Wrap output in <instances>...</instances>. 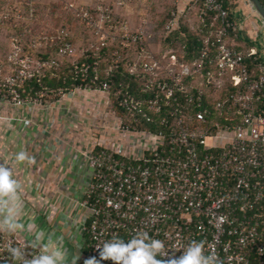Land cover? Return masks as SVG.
<instances>
[{"label": "built area", "instance_id": "obj_1", "mask_svg": "<svg viewBox=\"0 0 264 264\" xmlns=\"http://www.w3.org/2000/svg\"><path fill=\"white\" fill-rule=\"evenodd\" d=\"M25 1L29 5L38 0ZM260 1L264 6V0ZM203 3L207 13L221 22L215 51L203 49L192 67L180 63L173 51L163 56V60L169 58L167 65L133 61L129 73L142 75L148 98L124 95L120 106L133 124H125L110 111L117 123L105 128L108 132H103L98 144L93 142L82 153L87 183L79 204L85 215L78 229V264L92 257L100 260L103 244L113 237L127 243L137 232L163 242L157 259H179L196 241L203 242L204 254L215 255L219 264H264V65L258 67L256 78L244 65L246 58L257 54L264 59V53L253 48L245 54L228 46L226 39L231 33L237 37L241 29L230 20L223 0ZM97 11L98 25L89 10L81 15L104 37L99 51L117 41L124 49L142 42L144 31L115 33L121 25L102 14L109 9L97 6ZM105 21L112 34L106 32ZM176 25L177 20L171 21L166 30ZM66 35L63 29L60 40ZM54 38L39 35L32 40V48H52ZM11 46L9 73L3 76L0 66V106L33 109L79 90L101 93L105 105H110L111 83L98 74L90 84H72L70 90L45 87L42 80L47 70H57L59 63L33 62L24 56L21 45L12 40ZM73 53L67 43L58 55L66 58ZM114 56L117 66L122 53L116 51ZM91 68L77 65L75 74L86 83ZM227 84L235 89L229 95ZM213 115L219 121H209ZM138 117L146 129L138 128ZM11 249H19L26 259L42 253L33 241L9 235L0 226V263L22 264ZM100 264L115 262L108 259Z\"/></svg>", "mask_w": 264, "mask_h": 264}, {"label": "crops", "instance_id": "obj_2", "mask_svg": "<svg viewBox=\"0 0 264 264\" xmlns=\"http://www.w3.org/2000/svg\"><path fill=\"white\" fill-rule=\"evenodd\" d=\"M133 1L138 4V0ZM150 1L147 4H152ZM229 1L232 21L241 29L239 38H233L231 44L237 48L250 44L264 53V28L247 0ZM196 3L182 0L180 11L194 9ZM145 25L148 22L143 21L137 30L144 31ZM81 95V99L65 96L33 109L0 107V164L7 161L13 167L23 202L18 222L24 225V230H7V233L33 242L37 233H43L38 247L43 251L50 244L60 246L66 253L64 264H72L73 260L78 264L77 245L81 238L78 229L85 215L79 204L87 183L82 153L91 144H98L100 136L104 137L103 132H108L105 123L109 128L117 123L116 115L105 118V99L101 93L85 91ZM100 97L103 98L100 100ZM91 101H96L98 114L103 116L102 126L95 135L97 141L90 139L93 132H74L75 126L84 124L80 122L86 121L84 126L89 124L81 109L88 113L93 105ZM109 132L112 131L109 129ZM22 150L34 157L36 163H16L15 155ZM2 219L3 213H0Z\"/></svg>", "mask_w": 264, "mask_h": 264}, {"label": "trees", "instance_id": "obj_3", "mask_svg": "<svg viewBox=\"0 0 264 264\" xmlns=\"http://www.w3.org/2000/svg\"><path fill=\"white\" fill-rule=\"evenodd\" d=\"M95 1L96 4L92 10H89L93 14L92 16L95 20H99L98 14L100 13L97 11V6H102L109 9L107 12H102L104 18L109 16L111 18L112 24H122L119 20L120 12L126 7V3H128L129 0ZM154 1L157 2L158 0ZM154 1L152 0V7H155ZM162 1L166 4H164L165 8L162 15L157 17L160 22H157L156 25L152 23L151 28H148V26L145 27L146 30L150 31L147 32L148 34H144L141 43L139 42L133 44L129 49H124L121 45V42L117 41L115 44H109L107 47L98 51V55H94V50L88 51L82 58H80V60H78L76 64L71 62L70 58H62L58 55L59 50L62 49L65 44L68 43L73 46L77 36L76 30L73 29L71 22L72 18H69V20L65 19L70 15L69 12L64 11V16L62 17L58 16L55 12V9L59 4L58 0H38L31 2L29 5L19 1L18 3L21 4V13L26 16L25 20H21L22 24L19 22V24L14 25L15 21H17V13L12 11V14L10 15L12 20H0V29L3 30V32H7L9 35L12 34V36H15V38L12 40L23 47L24 56L30 57L33 62L54 60L59 63L57 70H47V76L42 80V84L45 87L54 88L57 90L60 88L70 90L72 89V84L77 87L80 85L84 86L85 84H90L91 77H93L95 74H98L101 80L109 81L111 83L112 92L110 99L112 102L111 108L117 113L119 117L124 119L125 124L132 125L133 118H131L129 113L121 108V100L126 94L143 101L148 98L147 94L144 93L145 81L142 75L137 77L129 73V65L133 61L138 60L140 56L142 62H147L149 64L162 63L167 65L169 58L167 57L166 60H163V56L166 54V52L173 51L180 63L192 67L194 62L200 57L203 49H210L212 53L217 47L216 36L221 30V22L219 20H214L213 14L207 13L203 0H195L197 2L195 5L196 7L194 9H190L189 7L184 10V12L180 11L179 8L182 0ZM223 1L225 4V9L230 12V20H232L231 7L229 5L230 1ZM121 2H123V4H121ZM64 5L66 4L64 3ZM174 20H177V25L170 32L167 31L166 26ZM104 25L105 28H107V21L104 22ZM141 25L142 23L140 26ZM62 28H66L68 31L65 40H60V31ZM27 29L31 30V35ZM39 35L47 37L54 36L55 43L53 47L48 49H33L32 40L37 38ZM233 38H235V34L231 33V36L226 39V44L228 46H233L231 44ZM237 38H239V34L237 35ZM147 42L154 43L153 45L156 46L153 47L151 51L144 52L140 55L141 47L144 46L146 48L148 46ZM233 47L244 52L245 54L254 48V46H251L250 44L246 48H237L236 46ZM1 50L2 49H0V66L4 68L3 76H5L9 73L7 68L8 50H6V48L5 50L3 49L2 52L4 54H2V56ZM116 51H120L123 57L122 61L117 66H115L113 63V59H116L114 56ZM134 54L137 57H132ZM84 64L91 65L92 67L89 70V76L86 83L83 82L81 76L77 77L75 74L76 66H82ZM244 65L248 68L250 74L256 78L260 75L258 67L260 65H264V59L260 54H257L254 57L246 58ZM207 69H209V67ZM226 90L228 91L229 95L230 93L234 92L235 89L232 88L230 84H227ZM119 91H121V94H118ZM225 94H227L226 91L220 96L224 98ZM57 99L59 98H56V100ZM211 111L212 114H214L213 109H211ZM138 119L140 121L138 128L140 130L146 129L148 126L145 124V122L141 121L140 117H138ZM211 120L219 121V118L217 116L214 117L213 115L211 118H209V121Z\"/></svg>", "mask_w": 264, "mask_h": 264}, {"label": "clouds", "instance_id": "obj_4", "mask_svg": "<svg viewBox=\"0 0 264 264\" xmlns=\"http://www.w3.org/2000/svg\"><path fill=\"white\" fill-rule=\"evenodd\" d=\"M25 161L29 164L36 163L35 158L28 156L25 151L16 153V163ZM21 190L19 181L14 178L13 167H9L7 161L0 164V213H3L0 226L11 232L24 230V225L18 222L23 208ZM31 227L28 226L29 231ZM42 236L43 233L36 234L33 246L39 245ZM163 248L162 241L150 238L147 232H137L127 243L119 237L106 241L100 250V260L92 257L87 259L85 264H100V261L108 259L115 264H219L215 255L204 254L203 242L193 241L179 259H157ZM97 249L99 250L100 246ZM11 252L13 258L21 260L22 264H64L66 259L65 251L60 246L51 244L44 246L42 253L32 259H26L19 249H11ZM72 264H76V261L73 260Z\"/></svg>", "mask_w": 264, "mask_h": 264}, {"label": "rangeland", "instance_id": "obj_5", "mask_svg": "<svg viewBox=\"0 0 264 264\" xmlns=\"http://www.w3.org/2000/svg\"><path fill=\"white\" fill-rule=\"evenodd\" d=\"M19 1L26 3L25 0H0V20L1 21H3V19H6L7 21H11L12 19H11L10 15L12 14L11 12L13 11V12L17 13V21H15L14 25L19 24V22H20V24H22L21 20H25L26 16L21 13V7H20L21 4L18 3ZM148 2H151V1L150 0H141V1L138 0V4H136L134 1L131 2V0H129V2L126 3V7L121 10L120 16H119V18H120L119 20L122 23L119 25H121L120 28L122 30L119 29V31H116L115 33L119 32V33L124 34L127 31L130 34H136L137 31H139V30H137L139 25L143 21L144 22L146 21V22H148V25L144 26V34L145 35L148 34L147 32H149L150 30H146L145 27L148 26V28L149 27L151 28L152 23H154V25H156L157 22H160L157 17L162 15V13L164 12V8H165L164 4H166L162 0H160V1L158 0L157 2L154 3L155 7H151L152 4L149 5V4H147ZM58 3L59 4L57 5L55 12L57 13L58 16H61V17L64 16V11L69 12L70 15L67 16L65 19L69 20V18L70 19L72 18L71 22L73 25V29L76 30V35H77L75 38L74 45L72 46L74 53L71 57H67V58H70V61L76 64L78 62V60H80V58H82L84 56V54H86L90 50H94L93 51L94 55H98V51H99V49H101L100 43L104 38V37H101L100 35L97 34V29L94 25V24L98 25L99 20L94 19L93 20L94 24L91 25V24H89V22H84L83 17L81 15V12H83L85 10H87V11L92 10L94 5L96 4V1L95 0H58ZM64 3L67 6L64 5ZM69 4H72L73 7H70ZM156 4H157V6H156ZM50 10H51V8H50ZM48 14H50V13H48ZM47 18H48V16H47ZM73 18H75V19H73ZM76 18H78V19H76ZM63 29L64 28H62L61 31ZM27 30L30 32V35H31V30L30 29H27ZM65 30H66V32H68L66 28H65ZM106 32L108 34H112L113 31L112 30L109 31L106 28ZM41 34H43V33H41ZM8 35L9 34L7 32H3V30L0 29V47H1L0 49H2L1 50V56H2V54H4L2 52L3 49L5 50V48H6V50H8L7 54H9V52H10L9 50H11V48H12V46H11L12 41L11 40L13 38H15V36H12V34H10L9 36ZM111 36L112 35H110V38H111ZM106 38H107V36H106ZM153 44L154 43L147 42L148 46L146 48L144 46H142L143 51L144 52L151 51L152 48L156 46V45L154 46ZM155 44H156V42H155ZM132 57L135 58L137 56H135V54H134ZM118 59L119 60L123 59V57L118 58ZM65 61H67V60H65ZM136 61L142 62L140 59V56H139V59ZM142 63L145 64L147 62H142ZM111 68H112V66H111ZM67 91H69V90H67ZM67 91H65V93H67ZM79 91H75L74 95L68 96V97H71V98L76 99V100L78 98L81 99V97H82L81 94L85 93L84 92L85 90H82L80 92ZM60 97H61V95H58L57 98H60ZM101 98H103V97H100L99 99L101 100ZM96 101H97V99H96ZM96 101L95 102L91 101L93 103V105H90L91 110L90 111L88 110L89 111L88 113L87 112L85 113V109H81V112H82L81 115H84L83 116L84 119L89 120V124L84 126V124L86 123V121H85V122H80V123H84V124H79V126L74 127L75 128L74 132H93L92 133L93 135H91L90 139L91 138L95 139L94 141H97L98 138H96L95 135H96V132H99V130L102 126V116H101V114H98V111H97L98 107L96 105ZM111 105H112V102H110V105L109 104L105 105V109H106V117L105 118L106 119H108L107 115L111 114L110 111H113V109L111 108L112 107ZM91 118H92V120L90 121ZM96 119H99L98 123L96 122ZM105 124H106V128H109L108 123H105ZM82 127H83V129H82Z\"/></svg>", "mask_w": 264, "mask_h": 264}, {"label": "water", "instance_id": "obj_6", "mask_svg": "<svg viewBox=\"0 0 264 264\" xmlns=\"http://www.w3.org/2000/svg\"><path fill=\"white\" fill-rule=\"evenodd\" d=\"M251 9L259 19L261 26L264 28V6L260 0H247Z\"/></svg>", "mask_w": 264, "mask_h": 264}]
</instances>
